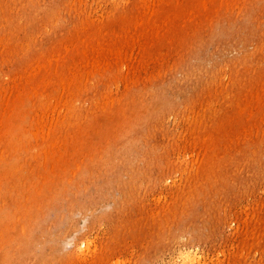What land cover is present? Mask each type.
<instances>
[{"label": "rangeland", "instance_id": "1", "mask_svg": "<svg viewBox=\"0 0 264 264\" xmlns=\"http://www.w3.org/2000/svg\"><path fill=\"white\" fill-rule=\"evenodd\" d=\"M180 250L264 264V0H0V264Z\"/></svg>", "mask_w": 264, "mask_h": 264}, {"label": "bare ground", "instance_id": "2", "mask_svg": "<svg viewBox=\"0 0 264 264\" xmlns=\"http://www.w3.org/2000/svg\"><path fill=\"white\" fill-rule=\"evenodd\" d=\"M89 161H90V159H89ZM93 164H94V161H93V159H91L89 165L93 166ZM89 165L87 164L88 167H90ZM25 215L30 216L29 213L26 212L25 210L24 211L18 210V211H15V213L11 217V222L13 224L12 226L13 227L21 226L22 227V232L20 234V240H21V242L18 243V244H16V242L18 241L19 238L16 241L13 242L14 243L13 244V248H10V251H9L10 254L14 250V254L16 255V252L19 251V248L22 246V241H24L26 234H30V232L32 231V225L30 224V226L28 227L29 222L22 221V217H24ZM24 218L26 219V217H24ZM70 218H72V216ZM61 237H64V236L59 234L58 236H55L53 238L47 237L46 242H55L54 240L57 241ZM11 240H12V237L10 236L9 239L6 240V242L8 243ZM90 243H91V241L87 239L84 242V245H88ZM192 250H187V251L185 250V252L184 251L181 252V250H180V255H179L180 257L179 258L183 260L182 261V263L184 262L183 264H195L196 255L194 253L195 251L193 252Z\"/></svg>", "mask_w": 264, "mask_h": 264}]
</instances>
